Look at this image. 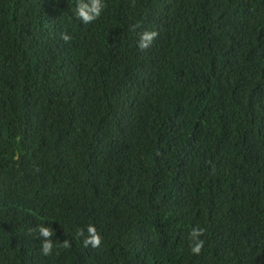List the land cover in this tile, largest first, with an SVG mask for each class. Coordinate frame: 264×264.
Segmentation results:
<instances>
[{
  "label": "trees",
  "instance_id": "obj_1",
  "mask_svg": "<svg viewBox=\"0 0 264 264\" xmlns=\"http://www.w3.org/2000/svg\"><path fill=\"white\" fill-rule=\"evenodd\" d=\"M78 2L0 0V264H264V0Z\"/></svg>",
  "mask_w": 264,
  "mask_h": 264
},
{
  "label": "clouds",
  "instance_id": "obj_2",
  "mask_svg": "<svg viewBox=\"0 0 264 264\" xmlns=\"http://www.w3.org/2000/svg\"><path fill=\"white\" fill-rule=\"evenodd\" d=\"M105 8L106 4L104 3V0H79L76 8V15L83 23L88 24L99 19ZM157 35L158 34L154 31L143 33L139 41V48L142 50L147 49L155 40ZM61 38L65 42L71 39V37L66 33H62ZM38 233L40 238H42V253L44 255H50L54 247L51 239L53 235L52 229L50 227L40 225L38 227ZM87 233L88 235L83 240L84 246L87 247L91 245L93 248H98L102 243V237L96 227L94 225H89ZM203 233L204 229L202 228H193L191 230L190 239L192 240V243L190 247L191 252L195 255H199L204 247V241L199 239ZM79 235H84L83 229L80 230ZM62 246L68 248L71 245L68 240H64Z\"/></svg>",
  "mask_w": 264,
  "mask_h": 264
}]
</instances>
